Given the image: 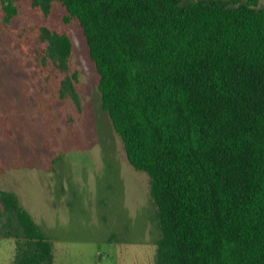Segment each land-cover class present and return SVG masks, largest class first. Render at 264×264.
<instances>
[{"label": "trees", "instance_id": "trees-1", "mask_svg": "<svg viewBox=\"0 0 264 264\" xmlns=\"http://www.w3.org/2000/svg\"><path fill=\"white\" fill-rule=\"evenodd\" d=\"M54 2L83 33L101 107L156 206V264H264V7L260 0ZM10 26L15 0H0ZM64 67L71 42L45 30ZM20 228L11 264H53V245L0 191Z\"/></svg>", "mask_w": 264, "mask_h": 264}, {"label": "rangeland", "instance_id": "rangeland-1", "mask_svg": "<svg viewBox=\"0 0 264 264\" xmlns=\"http://www.w3.org/2000/svg\"><path fill=\"white\" fill-rule=\"evenodd\" d=\"M15 5L10 26L0 13V191L15 194L46 234L55 264H156L150 180L129 165L102 110L79 24L65 21L59 2L46 15L30 0ZM45 30L71 42L62 68L44 53ZM20 236L0 203V264H11Z\"/></svg>", "mask_w": 264, "mask_h": 264}, {"label": "crops", "instance_id": "crops-1", "mask_svg": "<svg viewBox=\"0 0 264 264\" xmlns=\"http://www.w3.org/2000/svg\"><path fill=\"white\" fill-rule=\"evenodd\" d=\"M46 235V234H45ZM54 252V251H53ZM53 264H55L54 253H53Z\"/></svg>", "mask_w": 264, "mask_h": 264}]
</instances>
